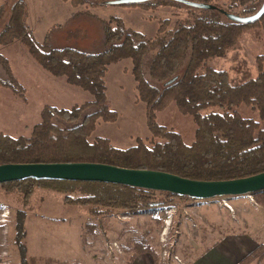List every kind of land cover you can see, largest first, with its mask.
<instances>
[{
  "label": "trees",
  "instance_id": "obj_1",
  "mask_svg": "<svg viewBox=\"0 0 264 264\" xmlns=\"http://www.w3.org/2000/svg\"><path fill=\"white\" fill-rule=\"evenodd\" d=\"M98 1L113 5L109 3L112 0ZM188 1L209 4L216 9L194 8L199 12L176 20L170 28L165 19L161 22L159 33L151 39L124 28L118 19L110 18L103 27L104 42L108 48L101 53L51 48L47 40L36 42L25 23V5L20 1L15 2L0 31V45L19 40L41 69L52 77L64 78L66 84L89 93L93 100L68 109L43 106L40 121L26 137L0 133V165L99 163L165 172L197 181L234 180L264 172V54L256 58V76L235 86L230 83L225 71L206 66L208 60L224 57L249 29H259L264 43V14L250 24L232 22L222 14L251 16L259 10L263 0ZM70 3L77 6L85 2L70 0ZM149 3L137 5L147 7ZM213 11L221 13L224 19L216 18ZM150 53L146 78L143 62ZM123 59L131 61L130 72L137 98L145 106L150 138L139 139L134 146L119 149L107 139L89 138L98 120L108 122L115 118L114 112L104 106V75L108 65ZM0 64L10 82L0 81V86L9 89L15 96L24 97V89L13 77L7 60L1 55ZM180 70L182 72L178 76ZM170 102L175 104L179 113L192 118L195 131L190 144H186L179 133L156 123V114ZM240 105L256 110L259 120L240 117L233 110ZM211 108L221 111L203 113ZM91 109L92 112L86 113ZM0 187L7 193L20 194L23 203L36 188L50 189L64 195V205L85 207L89 215L96 217L115 212H154L175 201L197 200L99 182L27 178L0 184ZM156 193L165 194V199L156 200ZM262 193L264 190L254 195ZM17 227L21 232L22 223ZM16 243L20 246L19 242ZM20 248L21 264L56 263L50 258L26 257L24 248ZM262 256L264 245L260 244L237 264H251ZM64 264L84 263L73 259Z\"/></svg>",
  "mask_w": 264,
  "mask_h": 264
},
{
  "label": "rangeland",
  "instance_id": "obj_2",
  "mask_svg": "<svg viewBox=\"0 0 264 264\" xmlns=\"http://www.w3.org/2000/svg\"><path fill=\"white\" fill-rule=\"evenodd\" d=\"M18 1L25 5V23L36 42L41 43L47 36L52 48L69 47L86 53L107 50L103 27L110 18L151 39L159 33L163 20H168L170 28L176 20L199 12L176 0H152L147 7L107 5L98 0H83L85 3L77 6L71 5L70 0H0V31ZM212 13L219 20L224 19L221 13ZM151 54L143 62L146 78ZM262 54L261 31L253 28L224 57L210 59L206 66L225 71L235 86L256 76V58ZM0 55L24 89V97H15L9 89L0 87V133L26 137L40 121L44 105L68 109L93 100L89 93L66 84L64 78L41 71L52 78L49 84L44 76L37 75L34 69L40 67L19 40L0 45ZM130 69L129 59L107 66L104 106L114 112L115 118L108 122L98 120L90 140L104 138L112 146L125 149L139 139L150 138L145 106L137 98ZM0 81L9 82L1 64ZM233 110L240 117L259 120L257 111L249 106L240 105ZM216 111L221 110L211 108L203 113ZM156 123L179 133L186 144L194 139L191 116L179 113L173 102L156 114ZM63 198L61 193L40 187L23 203L20 194L7 193L0 187V264H21L20 246L26 257L50 258L56 262L53 264L73 259L84 264H130L140 254L149 256L153 264H191L223 240L248 243L251 249L264 245V193L175 201L154 212H115L102 217L89 215L85 207L64 205ZM162 199L165 194L156 193V200ZM139 248L144 250L138 251ZM251 264H264V256Z\"/></svg>",
  "mask_w": 264,
  "mask_h": 264
},
{
  "label": "water",
  "instance_id": "obj_3",
  "mask_svg": "<svg viewBox=\"0 0 264 264\" xmlns=\"http://www.w3.org/2000/svg\"><path fill=\"white\" fill-rule=\"evenodd\" d=\"M151 0H116L113 5L137 4ZM191 8L215 10L209 4L188 0H176ZM230 21L250 24L264 14V0L259 10L247 17L222 12ZM27 178L51 179L62 181L99 182L134 187L138 189L165 192L186 196L197 200H209L217 197H238L253 195L264 190V172L240 179L224 181H197L182 178L170 173L127 169L99 163H29L0 165V184L24 180Z\"/></svg>",
  "mask_w": 264,
  "mask_h": 264
},
{
  "label": "crops",
  "instance_id": "obj_4",
  "mask_svg": "<svg viewBox=\"0 0 264 264\" xmlns=\"http://www.w3.org/2000/svg\"><path fill=\"white\" fill-rule=\"evenodd\" d=\"M46 37L47 36L44 37L43 41L46 39L48 40V38ZM62 48H69V47H62ZM41 71H44V70L41 68L34 69V72L40 77L44 76V74ZM15 79H18V78L15 77ZM51 79L52 78H48L47 76H44V80H47L49 84L52 83ZM254 249L255 248L251 249V246L248 243L237 242L236 240H227L226 242L225 240H223L222 242L217 244L215 247H213L211 250H208L207 252H205L199 259H196L195 261L192 260L191 264H237L243 257H245L248 253H250ZM130 264H153V262L149 256L145 254H140V255H137V257L134 260H132Z\"/></svg>",
  "mask_w": 264,
  "mask_h": 264
}]
</instances>
